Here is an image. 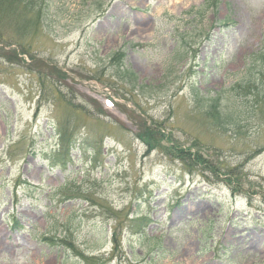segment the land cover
I'll use <instances>...</instances> for the list:
<instances>
[{
    "label": "rangeland",
    "instance_id": "obj_1",
    "mask_svg": "<svg viewBox=\"0 0 264 264\" xmlns=\"http://www.w3.org/2000/svg\"><path fill=\"white\" fill-rule=\"evenodd\" d=\"M40 2L0 0V264H264V0Z\"/></svg>",
    "mask_w": 264,
    "mask_h": 264
},
{
    "label": "trees",
    "instance_id": "obj_2",
    "mask_svg": "<svg viewBox=\"0 0 264 264\" xmlns=\"http://www.w3.org/2000/svg\"><path fill=\"white\" fill-rule=\"evenodd\" d=\"M8 1L11 2L13 0H8ZM16 1H18V2H24V4L27 5L29 8L31 7V9H33V6H37L38 7L41 4V2H40L41 0H16ZM1 2H3V0H1ZM224 22L225 23L223 25H227L229 23V22L227 23V20H224ZM2 49H4V47H2ZM17 54L18 53H17V50L15 48L10 49V54L9 55H10L11 58L14 57V55H17ZM186 56H188V55H186ZM121 73H122L121 76L128 77L129 78V80L133 83V86L134 87H136V86H143V85L140 84V81L138 80V75L133 70H131L129 68H126L125 70H122ZM255 80H256V78H254L253 81L250 79L248 81V84L247 85L248 86H251V84L256 85ZM217 106H218V104H215L214 105V108L212 109L214 115L217 114L218 116L223 117L224 115L221 113V111L219 110V108ZM224 117H226V114H225ZM74 144H75V142H65V141L62 140V145H61V148H59V150L62 153H68L69 154V152L71 151V147ZM183 152L185 154L186 153L191 154L190 152L185 151V149H183ZM72 158H73V156H72ZM47 239H51V240L54 241V238H52V237H47Z\"/></svg>",
    "mask_w": 264,
    "mask_h": 264
}]
</instances>
